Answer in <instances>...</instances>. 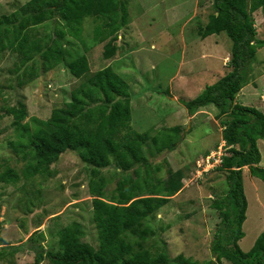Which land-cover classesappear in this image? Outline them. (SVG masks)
<instances>
[{
	"label": "rangeland",
	"instance_id": "rangeland-1",
	"mask_svg": "<svg viewBox=\"0 0 264 264\" xmlns=\"http://www.w3.org/2000/svg\"><path fill=\"white\" fill-rule=\"evenodd\" d=\"M28 1L0 0V16L10 15ZM118 1L127 3L128 24L119 30L117 52L111 59L103 58L104 43L93 39L94 27L99 24L94 18L83 20L82 42L68 36L60 41L72 56L87 57L89 73L80 80L69 74L64 63L42 72V60L35 55L37 78L20 87L16 82L23 70L17 67L19 56L0 52V175L9 168L19 177L14 184L0 181V264H34L36 251L54 249L59 231L73 223L81 226L83 242L98 246L88 191L93 167L82 162L76 152L67 150L47 173L24 177L25 164L8 145L15 140L9 110H25L28 118L46 120L53 109L70 101L74 88L107 66L129 85L133 131L153 136L164 129L180 127L181 140L174 151L154 154L153 147L144 148L151 168L160 169L153 177L167 179L169 171H180L182 188L145 221L150 231L145 234L142 248L152 253L164 252L171 259L182 255L197 262L213 256L211 244L220 218L211 205L224 197L227 185L226 172L218 170V166L211 168L206 157L218 152L222 144L220 151L223 156L228 154L221 135L225 118L215 119L217 110L212 105L190 116L181 101L196 98L205 86L214 84L217 79L211 77L212 73L217 76L230 70L231 41L225 33L205 39L198 36V29L214 13L212 0ZM252 17L255 38L264 41V12L259 9ZM60 27L61 22L55 17L28 33L31 39L39 40ZM261 95L264 96V47L256 52L251 77L235 103L261 111ZM257 147L264 165V140H258ZM137 166L128 171L131 179L135 178L133 171ZM98 172L106 181L105 200H110L122 172L114 160ZM140 174H145L143 166ZM242 178L248 210L243 225L245 239L238 245L245 253L264 226V209L259 207L264 204V183L251 176L246 167ZM252 180L259 184H252ZM39 264L51 263L45 258Z\"/></svg>",
	"mask_w": 264,
	"mask_h": 264
},
{
	"label": "trees",
	"instance_id": "trees-1",
	"mask_svg": "<svg viewBox=\"0 0 264 264\" xmlns=\"http://www.w3.org/2000/svg\"><path fill=\"white\" fill-rule=\"evenodd\" d=\"M214 13L208 17L198 36L205 39L225 33L231 41L230 70L214 84L205 86L201 94L181 104L190 116L200 108L214 106L215 119L224 127L222 140L228 154L222 157L218 170L226 172L227 191L214 202L220 222L211 244V259L197 262L178 255L171 259L164 252L142 248L145 234L150 231L145 221L162 208L170 197L182 188L180 171H169L167 179L153 177L158 166L151 168L145 157V146L154 154L171 152L179 145L180 127L156 132L137 133L130 127L131 108L129 85L110 66L86 78L70 92V101L51 111L46 120L27 117L25 110H9L13 117L15 140L8 145L25 164L23 176L33 178L47 173L51 164L67 150L78 154L89 166L92 179L88 191L92 197V220L98 234V246L83 242V232L77 223L63 227L56 247L36 251L34 264L48 258L51 264H264V230L248 252L238 242L243 237L247 200L244 194L242 170L264 183V168L259 167L257 140H264V114L256 108L235 103L240 90L248 83L256 52L264 41L256 40L252 14L264 12V0H212ZM57 17L60 29L43 39H31L28 30ZM85 18L99 21L93 39L104 43L103 58L111 59L117 52L120 28L128 24L127 3L118 0H29L10 15L0 16V52L19 56L18 86L37 78L35 55L42 60L41 70L47 71L64 63L69 74L81 79L89 73L85 55L72 56L63 49L66 36L82 42ZM23 65V67H22ZM18 69V68H17ZM15 71V69H14ZM26 120V121H25ZM114 160L122 176L116 183L110 200H105L106 181L98 170ZM35 161V163H32ZM135 178L128 171L134 166ZM144 175L140 174V167ZM18 175L6 168L0 181L14 184ZM117 193V195H115ZM137 235V238L133 236Z\"/></svg>",
	"mask_w": 264,
	"mask_h": 264
},
{
	"label": "crops",
	"instance_id": "crops-1",
	"mask_svg": "<svg viewBox=\"0 0 264 264\" xmlns=\"http://www.w3.org/2000/svg\"><path fill=\"white\" fill-rule=\"evenodd\" d=\"M203 71H206V67H204L203 68ZM227 73V72H226ZM226 73L224 72V73H222L221 75H217L216 76V72H214V73H212L211 74V77H215L217 80H219L221 77H223L224 75H226ZM248 84V83H247ZM258 87V86H257ZM242 90V89H241ZM240 90V91H241ZM240 93V92H239ZM238 95V94H237ZM262 97H260V98H262V100L264 99V96L263 95H261ZM236 99V98H235ZM257 110H259L260 111V109H257ZM260 112H262L263 114H264V107L262 108V110L260 111ZM221 135H222V132H221ZM261 140V139H260ZM258 141V140H257ZM222 142H224L223 140H222ZM225 144V143H224ZM227 147V146H226ZM262 156L260 155V163L258 164V166L259 167H262V168H264V165H263V163H262V158H261ZM247 168V167H246ZM248 169V168H247ZM258 181H256V180H252V184H254V185H258L259 183H257ZM243 187H244V194H245V196H246V199H247V192H246V188H245V184H244V182H243ZM259 207L260 208H262V209H264V204H259ZM247 210H248V199H247V209H246V213H245V221H244V223H243V225L246 223V221H247ZM243 225H242V232H243ZM264 230V226H263V229H261L260 231H258V232H256V234H255V240L257 239V237L262 233V231ZM243 239H245V233L243 232V237L241 238V240L243 241ZM240 240V241H241ZM227 262V261H226ZM222 264H225V260H222Z\"/></svg>",
	"mask_w": 264,
	"mask_h": 264
},
{
	"label": "built area",
	"instance_id": "built-area-1",
	"mask_svg": "<svg viewBox=\"0 0 264 264\" xmlns=\"http://www.w3.org/2000/svg\"><path fill=\"white\" fill-rule=\"evenodd\" d=\"M221 147H223V144L221 145ZM221 147H219L218 152L211 153L210 156L206 157V163L211 168H215L221 164L222 157H223L222 151H220Z\"/></svg>",
	"mask_w": 264,
	"mask_h": 264
}]
</instances>
